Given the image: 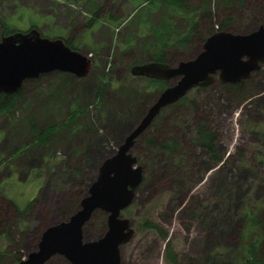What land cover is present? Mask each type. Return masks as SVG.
Segmentation results:
<instances>
[{
	"label": "rangeland",
	"instance_id": "obj_1",
	"mask_svg": "<svg viewBox=\"0 0 264 264\" xmlns=\"http://www.w3.org/2000/svg\"><path fill=\"white\" fill-rule=\"evenodd\" d=\"M26 1L0 0V29L4 22L14 32L26 33L35 27L45 38L69 39L92 60L93 68L74 84L57 72L46 74L36 86L28 83L13 117L0 116V264L25 260L47 227L78 209L100 164L154 102L146 103L151 94L139 92L142 82L133 79L131 66L152 61L155 40L167 35L169 42L174 41L191 17L198 19L201 30L206 26L200 17L205 0H186L191 9L186 11L145 0H88L83 4L62 0V13L58 11L60 0ZM36 1L47 5L38 9ZM207 1L216 30L229 15L222 0ZM232 11L230 33L252 31L262 24L264 0H242ZM93 16L94 22L87 27ZM201 49L202 45L193 46L170 65L192 59ZM105 74L110 84L97 108L91 95L98 87L97 76ZM250 81V92L241 99L224 94L215 78L208 87L189 91L183 103L163 109L144 136L159 143L176 140L180 149L171 160L138 139L131 153L143 170V180L132 205L121 213L133 230L132 239L121 248V264H167V242L182 264H239L245 244L260 237L256 229L246 235L243 212H255L264 221V144L257 135L264 130V65ZM85 89L89 95L81 97ZM76 98L87 110L63 126ZM200 121H206L217 134L219 161L206 157L191 143ZM36 122L38 131L45 125L62 127L39 144L33 141L31 129ZM156 122L161 124L156 127ZM12 202L20 210L30 207L19 214ZM103 213L92 215L84 227L85 239L102 234ZM142 219L156 223L166 240L154 231L142 230ZM261 237L259 257L264 258ZM45 264L69 263L56 255Z\"/></svg>",
	"mask_w": 264,
	"mask_h": 264
},
{
	"label": "water",
	"instance_id": "obj_2",
	"mask_svg": "<svg viewBox=\"0 0 264 264\" xmlns=\"http://www.w3.org/2000/svg\"><path fill=\"white\" fill-rule=\"evenodd\" d=\"M264 61V18L246 33L218 31L206 38L201 51L176 66L146 62L129 72L168 82L143 117L112 155L103 160L96 179L80 200L78 209L64 221L47 227L35 251L19 264H45L63 256L70 264H121V248L133 237L130 221L121 216L134 200L143 170L131 150L154 119L196 88L208 87L215 78L222 84L247 80ZM93 68L90 58L68 47L62 38L48 39L38 29L15 32L0 39V93L15 94L25 81L53 72L86 77ZM96 211L106 214V230L96 239H85L84 227Z\"/></svg>",
	"mask_w": 264,
	"mask_h": 264
},
{
	"label": "trees",
	"instance_id": "obj_3",
	"mask_svg": "<svg viewBox=\"0 0 264 264\" xmlns=\"http://www.w3.org/2000/svg\"><path fill=\"white\" fill-rule=\"evenodd\" d=\"M145 1H148L150 5H158L159 7L171 8V9H174L175 11L191 10L190 6L187 5L186 0H145ZM222 1L224 4L223 9L228 12L229 16L217 25L216 30H213L212 28L213 27L212 14L208 11L209 1L205 0V4H207L208 7L206 5V7L202 10L203 11L202 15L200 16L201 18H204L203 20H205L206 22L205 28L203 30L200 29L198 25V22H199L198 19L197 21H195V19H193L192 17L190 18V20L185 19L187 21L185 29L179 32L178 37L175 38L174 41L169 42L167 35H164L160 37L159 39L155 40L154 42L155 52L153 53L152 62L167 63L170 65L171 62L175 60V57H177L178 55L186 54V52H188V50L190 51V49L193 46L203 45L206 38L212 35L213 33L218 32V31L231 32L230 28L234 21L232 18L233 17L232 14L234 13V11L232 10H234V8L242 0H222ZM251 1L259 2L262 0H251ZM192 11H195V9H193ZM98 13H99V10L94 13V16H97ZM94 16L93 18H90L87 20V27H90L92 23L94 22L95 20ZM3 23L4 22H2L1 29H0V39L4 36H8L12 33H15L11 29H8L7 26ZM33 28L35 27H32L31 29ZM64 41L66 45L70 47L71 49L79 50L75 46L71 45L70 40H64ZM170 47H174L172 52H169ZM138 64H142V63H138ZM261 65H264V61L260 64V66ZM256 73H258V70L252 73L251 76L247 80H243L235 84H222L219 82L222 88V92L228 95L232 99L244 98L250 92V87L252 84L250 79ZM60 74H61L60 77L62 79L70 83L74 84V82L78 80L71 75L62 74V73ZM48 75H42L38 79H35V80L25 81L22 89L15 94L0 93V116H4V117H7L8 119H11L13 117V113L18 110V105L24 96L23 92L26 88V85L30 83L33 86H36L40 80H43ZM107 77H108V74H105V76H102V77L97 76L99 80L98 87H96L95 90H93L92 95H91L92 103L97 108H99L102 105L103 98L110 84ZM133 79H137L142 82V88H141L142 90L141 91L137 90V91L141 93L149 92L151 94L150 98L148 99V101H146V103L154 101L159 95V93L169 85L168 82L157 81V80H152V79H145L141 77H134ZM79 82L82 83L83 81L81 80ZM89 92L90 91L87 92L85 89L82 92L83 94L81 95V97H84V95L85 96L89 95ZM79 98H76L74 100V104L72 105V110H70L67 120L63 126L72 124L81 114L86 112L87 108L82 109L80 107L79 104L81 102V99ZM184 101H186V98H182L177 103L180 104V103H183ZM192 104L194 105L195 108L197 107L194 101H192ZM169 107L171 108L173 106H169ZM164 110L161 111L160 115L162 114ZM37 123L38 122L34 123L31 129H32V132H34L33 141L39 144L46 143L50 139V137L54 135L55 131L59 130L60 127H62V126H56V125H52V126L45 125L43 130L38 131L37 126H36ZM154 124H155V121L151 124V126H153ZM156 124H157L156 125L157 127L161 123L156 122ZM144 134H147V132H145ZM144 134L143 136L139 138V140L143 142V145L147 148H150L149 150L153 149V150H158L160 152L166 153L167 155H169L168 157L170 160L172 159V155L176 154V152L179 151L180 149V144L176 140L170 139L165 142L159 143L150 136L145 137ZM257 135L260 137L261 141L264 144V130H261L260 132H258ZM216 140H217V134L214 133L212 130H210L208 126H206V121H200L195 129L191 143L196 148L204 151L206 157L207 156L210 157L213 161H219L221 159V156L218 153V149L216 147ZM134 146L131 151H133ZM13 205H14L15 210H17L19 214L25 213V211L30 207V205H28L23 210H20L16 206L15 203H13ZM103 215L106 216V214L104 213ZM243 218L246 221V226H245L246 235L252 229H256L258 230L260 237L258 236V238H256L254 241L248 242L247 244H245L243 248L244 250L243 259L240 261L239 264H264V258L259 257L260 243L262 240L261 236L262 235L264 236V221H261L259 219V216L257 213L251 212V211H244ZM141 228L142 230L154 231L162 239L166 240V237H167L166 233L156 223L148 219H142ZM164 259L167 264H182L177 254L174 252L172 248V244L170 242H167L165 245Z\"/></svg>",
	"mask_w": 264,
	"mask_h": 264
},
{
	"label": "crops",
	"instance_id": "obj_4",
	"mask_svg": "<svg viewBox=\"0 0 264 264\" xmlns=\"http://www.w3.org/2000/svg\"><path fill=\"white\" fill-rule=\"evenodd\" d=\"M26 1V0H25ZM65 1H67V0H65ZM70 2L71 1H74V2H77L78 4H83V3H86L88 0H69ZM26 2H32V1H26ZM37 2V3H36ZM35 3H34V6H37L38 7V9H43V8H45V6L47 5V3L46 2H39V1H36ZM59 3V8H58V11L59 12H63V8H65V5L63 4V2H62V0H60V2H58ZM58 5V4H57ZM67 5V4H66ZM86 5V4H85ZM118 13H121V10H119L118 11ZM71 34H73V32L71 33Z\"/></svg>",
	"mask_w": 264,
	"mask_h": 264
},
{
	"label": "flooded vegetation",
	"instance_id": "obj_5",
	"mask_svg": "<svg viewBox=\"0 0 264 264\" xmlns=\"http://www.w3.org/2000/svg\"><path fill=\"white\" fill-rule=\"evenodd\" d=\"M59 38V37H58ZM62 39H64V40H67L66 38H62ZM69 40V39H68ZM71 43V42H70ZM71 45H73V44H71ZM74 46V45H73ZM77 48V47H76ZM146 79V78H145ZM68 219V218H67ZM91 220V219H90ZM90 220L86 223V225L90 222ZM85 225V226H86ZM105 230H106V221H105V229H104V231L102 232V234L105 232ZM63 257V256H62ZM64 258V257H63ZM65 259V258H64ZM66 260V259H65ZM68 262V261H67ZM69 263V262H68ZM70 264V263H69Z\"/></svg>",
	"mask_w": 264,
	"mask_h": 264
}]
</instances>
